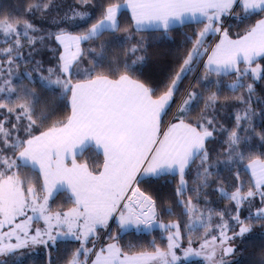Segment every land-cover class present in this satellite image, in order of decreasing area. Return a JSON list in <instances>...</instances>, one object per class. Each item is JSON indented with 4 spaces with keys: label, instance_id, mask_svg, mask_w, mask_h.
I'll return each mask as SVG.
<instances>
[{
    "label": "snow or ice",
    "instance_id": "obj_1",
    "mask_svg": "<svg viewBox=\"0 0 264 264\" xmlns=\"http://www.w3.org/2000/svg\"><path fill=\"white\" fill-rule=\"evenodd\" d=\"M81 2L87 3L88 0ZM50 3L51 0L44 4L43 10H47ZM238 3L245 14L264 12V0H124V4L131 9L137 31L143 30L146 26H155L167 34L173 27L184 25L186 22L207 21L204 28L196 33L192 48L183 59L179 70L166 85V90L161 91V94L155 98L156 89L127 74L120 75L118 79L95 74L97 65L103 59L105 48L103 42L99 53H96L95 49H89L97 56L92 65L86 69H76L77 75L83 74L87 78L74 84L71 81L73 65L78 63L83 55L81 42L98 39L105 31L119 32L118 12L122 5L110 4L104 7L102 18L80 35H72L64 29L47 34L49 37H54L63 46L64 51L59 57L60 75L55 80L50 79V76H41L40 81L44 87L60 86L64 92H71V115L66 121H55L47 130L33 136L31 130L37 125V119H47V116L42 114L34 119V108L30 103H20L10 107L11 95L16 93V89L11 87L10 80H4L3 85H0V93H7L9 101H0V109H5L9 115L16 114L18 122L27 119L25 132L30 137L26 140H21L19 137L13 139L12 131L17 130V126L14 124L12 130H9L5 127L7 118L0 120V142L3 143L4 149L22 148L16 158L3 155L4 149H0V255L13 253L17 249L27 247L29 243L47 246L51 242L55 245L60 237L81 240V248H84V243L90 236L95 235L97 227L106 228L108 221L118 209H120L118 224L121 231L133 226L137 230H140L141 225L145 228L152 227L157 215L155 201L141 192L138 187H133L134 183L139 182L138 174L158 177L164 172H178L181 177L180 186L177 188L179 196L184 191L186 182L183 176L186 168L198 155L201 158V167L208 159L204 144L205 140L213 135L212 131L208 130V126L213 125V120L203 113L195 125L185 123L183 119L170 124L160 138L161 117L166 114L175 92L178 91L179 82L194 70L195 65L204 55L208 54V49L204 47L205 37L210 33H222V38L211 50L204 64L206 72L202 80H208L212 74L220 76L235 73L237 80L229 85L230 89L235 90L238 86H243L241 83L243 76L250 73L254 78L259 79L261 72L264 71L259 64L252 67L258 57L264 56V19L258 20L245 35L235 40L229 38L227 30L219 26L214 27L219 25L221 17L229 14L233 6ZM32 7L41 8V5L30 6L28 10L31 11ZM86 15L73 11L71 17L66 14L64 18L84 20ZM20 28L23 29L25 37H28L29 31H39L28 21L20 25L8 19L0 20V34L6 38L15 36L14 47L17 50L22 46L19 39L21 32L18 30ZM37 39L43 41L44 36L29 37L28 42L35 44ZM143 48V38H141L140 44L133 45L129 52L134 54ZM13 50V47L0 49V55L9 57L7 60L9 66L14 63ZM20 55L21 53L17 51V57ZM143 60L144 57H137L131 64L126 63L125 67L134 68ZM241 62L246 65L243 69L238 67ZM8 71L11 72V67ZM54 71L52 68L48 69L50 75ZM2 75L3 67L0 65V76ZM64 76L68 78L62 79L61 77ZM247 88L249 93L253 91L252 84L247 85ZM24 95L34 97L35 93L25 88ZM198 95L196 92H189L180 111L187 115ZM217 100V93H211L206 107L214 105ZM249 111L245 110L243 116L237 115V128L240 127L242 119H250ZM261 140H264V136ZM240 142L241 137L237 131H232L228 140L230 150L238 148ZM89 146L98 152L102 151L103 167L98 173L89 171L86 164H77L75 161V155H82ZM68 156L73 157L71 167L65 164V158ZM236 156L243 159L242 152H236ZM17 160L24 166L29 164L33 168L38 166L43 176L41 189L46 192L42 198L43 203L39 202L40 197L34 186L25 187V181L15 172L8 174L13 168L20 166ZM248 167L252 169L255 188L259 192L261 202L264 203V191H260L264 188V162L253 160ZM200 175L204 176L206 185L209 175L207 167H204ZM61 190L71 192L76 207L64 213L46 214L49 198ZM129 191L130 196L127 195ZM224 195L235 202L237 215L233 219L241 225L239 232L232 236L226 233L227 223L220 226L219 246L223 255L227 256L234 252L233 247L225 246L227 242L243 237L245 233L251 231V226L245 225L240 220L238 212L241 203L254 197L256 193L249 190L242 195L238 187L230 195L227 193ZM123 201L126 202L122 204ZM26 209H31L34 214L39 213L37 218H43L47 228L43 231L36 229L34 235H29L28 227L33 219L32 216H28L20 223L15 222L17 217L25 216ZM184 211L186 214L198 211L192 205L191 198L185 205ZM220 216L223 218V213ZM255 216L264 220V208L258 209ZM197 224L203 225L199 217L190 219L188 227L194 228ZM6 226L9 230L3 231ZM64 226L67 230L59 231ZM159 226L165 230L176 229L167 236L166 251L157 247L154 252L128 254L117 244L110 243L106 248L102 247L95 252V259L91 264H177L180 257L176 255L174 249L179 247L177 241L180 238V225L169 223ZM54 229H56L55 235ZM13 237L16 243H11ZM216 241L217 237H212L211 248L205 258L213 264H228L222 257L219 261L216 260ZM208 248L209 241L206 239L201 249ZM90 252L92 249H85V260L80 261L78 257L81 249H77L69 264H87V256ZM190 254L199 256L201 252L189 247L184 255L187 257ZM0 264L5 262L0 261Z\"/></svg>",
    "mask_w": 264,
    "mask_h": 264
},
{
    "label": "trees",
    "instance_id": "obj_2",
    "mask_svg": "<svg viewBox=\"0 0 264 264\" xmlns=\"http://www.w3.org/2000/svg\"><path fill=\"white\" fill-rule=\"evenodd\" d=\"M0 0V20L8 19L9 21L16 19L30 20L41 27H52L55 25L66 26L73 32H86L90 25L96 20L102 18L104 7L110 4L118 3L122 0H88L87 3L80 4L78 0H51L50 6L47 10H43L42 3H49V0ZM41 5V8L30 6ZM73 11L87 14L85 22L76 26V21L72 19H65L67 14L72 16ZM264 16V12H251L245 14L242 7L239 5L231 13L230 17L224 24V29L227 30L231 36L240 35L249 30L255 22ZM52 19V21H49ZM120 24V31L112 33L105 31L98 39H92L83 43L84 48L90 47L100 52V45L105 44L103 59L97 65L95 74H103L108 78H118L122 74H127L135 80H139L145 85L156 89L154 96L161 94V91L166 90V85L180 68L183 59L189 49L191 39L186 34L189 28H199L203 23L195 21L186 22L184 25H177L170 29L167 34L159 29H143L137 31L133 25V20L130 13L126 9H122L118 14ZM54 21V22H53ZM78 21H81L80 19ZM75 22V24H74ZM70 25V26H69ZM143 38L144 48L136 53L129 52L133 45H138ZM37 51V52H36ZM35 54L45 56L50 49L40 46L36 48ZM92 54H90V57ZM144 57L142 63H138L134 68H126L125 64H131L137 57ZM97 59V56H92L86 59L91 66ZM259 64L264 70V56L259 57L252 64L255 67ZM84 67V66H83ZM240 69L246 67L245 63L241 62L238 66ZM85 69V68H84ZM205 68L202 66L196 74L194 82L201 84L205 91H213L217 93L218 100L214 105L206 107V102L200 100L195 107L191 108V112L183 119L195 125L197 120L188 115H196V112L203 113L206 117L218 116L222 119L220 124L213 122L212 126H208V130L212 131L213 135L207 138L205 142V149L207 154L217 156L221 159L227 155L226 147L228 145V133L236 125L237 115L243 116L245 110L249 111L250 119L240 121V127L237 129L241 137L239 151L243 153V159L231 163H224L223 168L215 170L212 180L207 181L205 186H198L199 193L196 196V201L193 204L198 205V210H208L213 213L211 219H218L221 213L223 217L229 221L232 216L237 215V208L234 201L230 200L224 193L231 194L239 187L241 194H246L249 190L256 193L252 198L243 201L240 205L238 215L242 218L241 221L245 225L251 226V231L245 233L243 237H237L236 253L240 259L231 264H264V220L252 217L256 214L258 209L264 208V203L261 202V197L258 190L251 179V176L246 168V163L250 159H264V71L261 72L259 79L254 78L250 73L241 78L243 86H238L235 90L230 89L229 81H236L235 73L228 75L216 76L212 74L208 79L209 84H204L202 76L205 74ZM193 77V76H192ZM184 80L190 81L192 79ZM87 78L83 74L79 76L71 75V81L81 80ZM26 88H32L37 94V99L32 102L34 108L33 118L36 119L42 114L47 116V119H37V125L32 128L31 135L40 133L50 127L55 121H65L71 113L70 91L64 92L62 87L48 88L42 86L38 80L30 81L28 78ZM194 79V78H193ZM183 84L178 86V91L175 92L172 102L170 103L167 112L161 118V124H165L167 117L176 105L179 94L184 88ZM218 82V83H217ZM253 85V91L249 93L247 85ZM0 101H2L0 99ZM223 114V116H222ZM9 117L7 125L14 123L13 114L9 115L5 109H0V120ZM201 118V117H199ZM197 119V118H196ZM24 125L25 119L18 123ZM17 132V131H16ZM22 140L29 138L26 132H20ZM4 149V148H3ZM4 149L3 154H11L16 158L18 149L10 150ZM76 159L80 162H85L90 170L97 173L103 166L104 157L101 152H98L89 146L82 154L77 155ZM20 165L16 169H12L19 177L25 181V187L28 185L35 186L37 191L44 192L41 189L43 184L40 172L30 165L24 166L22 162L17 160ZM201 165L200 156H196L194 161L186 168L184 177L196 181L191 177V174ZM229 177H227V176ZM179 173L162 174L158 177L141 176L138 178V186L148 193L156 201L157 219L164 221L181 220L179 223L181 230L185 231V211L184 206L188 201L183 199V203L179 202L178 194L174 191L176 183H178ZM246 183V185H244ZM193 187V185L191 186ZM191 191V190H190ZM264 191V188L260 189ZM51 207L60 210L71 207L75 202L70 194L61 190L51 198ZM198 211V212H199ZM215 212V214H214ZM184 219V223H183ZM239 224V223H238ZM210 224L196 225L190 233L209 235L215 229H208ZM239 226H241L239 224ZM198 231V232H196ZM112 235V234H111ZM189 232H186L182 243L186 240ZM112 238V236H110ZM116 239H112L123 252L128 254L155 251V248L164 249L167 247V239L162 232L155 228L152 231L135 232L133 230L125 231L118 234ZM154 242V243H153ZM57 247H51L50 256L46 253H37V245L34 247H25L15 250L12 254L0 255V261L5 264H68L75 252V244L72 241L58 240ZM131 245V247H130ZM39 249L41 248L40 245ZM82 256V255H81ZM80 259H83L81 257ZM194 264H202L196 262Z\"/></svg>",
    "mask_w": 264,
    "mask_h": 264
},
{
    "label": "rangeland",
    "instance_id": "obj_3",
    "mask_svg": "<svg viewBox=\"0 0 264 264\" xmlns=\"http://www.w3.org/2000/svg\"><path fill=\"white\" fill-rule=\"evenodd\" d=\"M43 1H47V0H43ZM78 2L80 4H84L83 2H81V0H78ZM44 4H46V3H42V8H43ZM231 13L232 12L230 11V13L225 15L224 18L221 17V23L219 25H214V27L215 26H219V27L224 29V24H225L226 20L230 17ZM2 20H4V19H2ZM78 20H79V18L75 19L76 26L83 22V20H81V21H78ZM98 20H96L92 24H95ZM25 21H28V22L32 23V21L24 20V19H21V20L16 19V20H12L10 22H13V23L18 22L20 25H22ZM49 21H52V19H49ZM84 22H85V20H84ZM206 23H207V21L205 20L203 22V24L201 25V27H199L197 29H196V27H192V28H189V30H186V34L191 39V43H190L188 51L192 48L193 41L196 39V33L201 31L204 28V24H206ZM32 24L37 29H39V31H37V32L29 31L28 32V37H25L23 35V29L22 28L18 29L21 32V35L19 36V39H20L21 45H22L18 50L15 49V47H14V42H15V39H16L15 36L6 38L2 34H0V49L9 48V47H13V49H14L13 53H12V57L14 59V63L11 66H9L7 64V60L9 59V57H7L5 55H0V65H2V67H3V75L0 76V85H3V81L4 80H10L11 81V87L16 89V93L11 95V101L10 102L8 101V94L7 93H0V99L2 101H4V102H9V106L10 107L14 106V105H17V104H20V103H30L31 106H32V102L37 99V94L34 92V90L32 88H30V87L29 88L25 87V86H27V82H26L27 80H25L24 78H26V79L28 78L30 81L33 82V81H36V80L40 81V77L41 76H44V77H49L50 76V79L55 80L57 78V76L60 75L59 67H58V65L60 64L59 57H60L61 53L64 51V49H63V46L60 45L59 42L56 41L54 37H49L47 34L49 32L55 33L57 31H59L60 29H64L65 31H67L68 33H70L72 35H80V34L84 33V32H78V31H76V32L70 31L66 26L64 27L61 24H60V26L55 25V26H52V27H41V26H39V25H37L35 23H32ZM74 24H75V22H74ZM91 25H90V27H91ZM217 34L218 33H214V34L210 33L207 37H205L204 47L207 48L208 51H209V49L211 47V44H212V42H213V40H214V38H215V36ZM40 36H44L43 41L37 39L35 44H29V42H28V38L29 37H40ZM83 43L84 42H81V44H80V48H81V50L83 52V55L79 58L78 63L73 65V70H72L71 75L79 76V75L76 74V69L77 68H79V69L89 68L90 65L86 62L87 61L86 59H90V58H92V56L96 55L95 53L89 51V49H93V48L88 47V45H87V47L84 48ZM40 46H44L45 47V53H46V48L50 49L51 51L47 52V54L45 56L43 55L41 57V56H39V54H37V53L35 54V52H34V51H36V48L38 49ZM17 51H19L21 53V55L19 57H17ZM188 51H187V53H188ZM96 53H98V52H96ZM187 53H186V55H187ZM90 54H92L91 57H90ZM205 56L206 55H204L203 58L195 65L194 70L189 72L188 74H186L184 76V78H183L184 80H187V79H190L193 76L192 79L190 81H186V83L183 81V79L179 82V85L183 84V82H184V88H183L182 92L179 94V97H178V99L176 101L175 107L173 108V110L171 111V113L169 114V116L166 119V121H169V123L173 122V120H177L178 118H183V116H186L184 113H182L180 111V107H181L183 101L187 98L189 92H196V93L199 94L197 96V98H196V101L191 105V108L195 107L200 100H203V101L206 102L208 100V97L211 95V93H213V91H205V89L201 86V84H199L197 82L193 83V81L195 80V77L197 76L196 74L198 73V71L200 69L201 61L204 59ZM37 62H39V64H37ZM9 67H11V72L10 73L8 71ZM49 68H52V69L55 70L54 73L51 74V75L48 72ZM205 71H206V69H205ZM61 78L62 79H67L68 77L64 76V77H61ZM208 80L210 81L211 79H208ZM208 80H205L204 84H206V85L209 84ZM232 82H234V81H232ZM232 82L229 81V85ZM5 87H7V86H5ZM53 87H56V86H52L50 88H53ZM57 87H59V86H57ZM25 88L31 90L32 92H34L35 96L34 97L25 96L24 95V89ZM17 112H19V109H17ZM190 112H191V110L189 111V113ZM196 113H197L196 115H188V116H191V117L195 118V120H198L199 117H201V113H199V112H196ZM222 116H223V114H222ZM209 117L210 116H208V118ZM5 118H7V121H8L9 117L7 116ZM5 118L2 119V120H5ZM13 118H14L13 122L17 123L16 124L17 130L12 131V138L14 139L16 137H19L22 140L20 132H25V128H26V126L28 124V121H27V119H25L26 123L24 125H22L21 122L18 123V121L16 120V114H13ZM211 119L213 120V122L215 124H220L222 122V119L220 117H218V116H213V117H211ZM185 121H187V120H185ZM12 125H14V124H12ZM12 125H7V122L5 123V127L8 128L9 130H12ZM35 127H33V128H35ZM237 129L238 128H237V120H236V125L233 126L232 130L227 135L228 140H229V134L232 131L235 130L238 133ZM40 133H37V134H34V135H39ZM238 135L240 136L239 133H238ZM3 148H4V145H3L2 142H0V149H3ZM226 149H228L227 150V155L225 157L221 158V159H218L216 155L215 156H211V153L208 154V159L205 162V164L203 165V167H201V165H200L196 169V171L191 174L192 178H194L196 176V178H195L196 181H193L191 179L189 180V179H187L186 177L183 176V179H184V181L186 183H185V187H184V191H183L182 195L177 196L178 197L177 200H179V202H181L182 197H183V199H185L187 201L189 200V198H191V202L193 200H195V202H197L196 201V196L199 193V190H198L199 187L198 186H202V185L205 186V184H204V176L200 175V174L203 173L204 167H207V169H208L209 175L207 176V181H210V180L213 179L212 176L215 173V170H217L219 168H223L224 163L228 164V163H231V162H234V161L241 160L239 157L236 156V152H240L239 151V147L236 148L235 150H230L229 143H228ZM10 150H13V149H10ZM21 150H22V148L18 149L16 157H18L19 151H21ZM11 154H13V152H11L8 155L7 154H3V155L12 157ZM252 160L250 159V161H252ZM250 161H248L246 163V166H247V164ZM14 169H16V168H14ZM180 179H181V177H179L178 183H176V187L174 188V191L176 193H177V188L180 186ZM192 185H193V187H191ZM244 185H246V183H244ZM28 186H32V185H28ZM133 187H138L141 192L145 193L147 196H150L148 193L143 191L138 186V184H133ZM65 191L68 192V190H65ZM37 194L40 197L39 202L43 203V199L42 198H43V196L46 195V192H42L41 193V192L37 191ZM54 195H56V193ZM127 195L130 196L131 192L129 191L127 193ZM52 197H50L49 200H48L46 214H54L56 212L64 213V212H68L70 209H72L71 207H69L67 209H64V210H59L58 208H52L51 207V205H52L51 198ZM150 197L152 198L153 201H155L152 196H150ZM124 202H126V201H123L122 204ZM192 205L195 206L196 209H198V205L197 204H193L192 203ZM49 208L52 211H49ZM155 208H156V201H155ZM119 211H120V209H118V211L113 214V217L108 221V226L106 228L105 227H99V226L97 227L95 235L94 236H90L88 241L86 243H84V248H81V243H82L81 240H75V239H73L71 237H67V238L60 237L58 240H62V241L69 240V241H72V242L76 243L74 245L75 246V252H76L77 249H81V254L79 255L78 258L83 257V260H85V256H84L85 249H92V252H90L88 254V256H87V264H89L91 259H92V256H94V254H95V251L99 250L100 248H102L106 244L115 243L110 236L114 237V236H117L118 234H121V233H123L125 231H129V230H133L135 232H141V231L149 232V231H152L155 228H158L162 232V234L166 237V239H167V236L170 233L175 232L176 229L172 228V229L165 230V229L161 228L159 225L160 224H169V223H178L179 224L180 222H182L181 220H179L180 222L177 221V220L164 221V220H161V219H157V215H156V221L153 223L152 227H150V228H145L143 225H141L140 226V230H137L136 227L133 226V227L128 228L125 231H121V229L119 228V224H118ZM198 211H195V212H193L191 214H186L185 215V231L181 230V227H180V238L177 241V243L179 244V247L174 249V251L176 252V255L178 257H180V259L177 261V264H194L196 262H200L202 264H213V262L208 261L205 258L206 255H207V252L211 248L212 237H217V241H216L217 257H216V260L219 261L221 259V257H222L224 260H226L228 262V264L233 263V261L237 262L240 259V257L236 253V243L237 242H236L235 239L228 241L227 245H225V246H231V247L234 248V252H232L231 254H229L227 256L223 255V253H222V251L220 249V246H219V238H220V232H221L220 226L223 223H227V225H228V227L226 229V233H227L228 236H232L234 233L239 232L240 226H239L238 222L233 219L234 216H232L231 220H229V221H227L224 217L221 218V216H219L218 219H211V216H212L213 213L209 212L207 209L206 210H201L199 212ZM156 213H157V209H156ZM201 214H203V215H201ZM214 214H215V212H214ZM28 216H32L33 217L32 221L30 222L29 227H28L29 235H34L36 229H41L43 231V230H45L47 228V224L45 223V220L43 218H37L39 216V213H35L34 214L31 211V209H26L25 216L17 217L15 222L16 223H20V222L26 220ZM251 216L254 217L255 214H252ZM197 217H199L202 220L203 224H210L208 229H210V228L215 229L216 228L215 231H213L209 235H206V234H200V235L197 234V235H195V233H190L191 230H188V229H194V228L197 227V226L194 227V228H189L188 227V225L190 223V219H195ZM239 218H240V220H242L241 217H239ZM80 223L82 224L83 221L81 220ZM183 223H184V219H183ZM8 230L9 229H8L7 226L3 229V231H8ZM66 230H67L66 226H64V227L59 229V231H66ZM194 230H196V229H194ZM186 232H189V235L187 236L186 240L182 243V240H184L183 235ZM196 232H198V231H196ZM55 233H56V229L53 230V234L54 235H55ZM206 239L209 241V248L202 250L201 249V245L204 243V241ZM189 241H191V244H189ZM11 243H16V240H15L14 237L12 238ZM167 243H168V240H167ZM36 245H37V248H38L37 253H46L48 256H50V253H52L51 252V247H55L56 248L58 243L56 242L55 245H53L51 242H49V244L47 246L42 245V244H36ZM36 245H32L31 243H29V245L27 247H34ZM38 245L41 246L40 249H39ZM189 247H191L192 249H194L196 251H200L201 255L198 256V255L190 254L187 257H185V255H184L185 250H187ZM17 250H19V249H17ZM161 250H165L166 251L167 247L164 248V249H161ZM142 252H154V251H142ZM137 253H139V252H137ZM10 254H12V253H10ZM132 254H134V253H132ZM72 258H73V255H72Z\"/></svg>",
    "mask_w": 264,
    "mask_h": 264
},
{
    "label": "crops",
    "instance_id": "obj_4",
    "mask_svg": "<svg viewBox=\"0 0 264 264\" xmlns=\"http://www.w3.org/2000/svg\"><path fill=\"white\" fill-rule=\"evenodd\" d=\"M115 4H120V5H122L121 6V8H120V10H119V12L122 10V9H126L129 13H130V15H131V17H132V14H131V9L129 8V7H127L125 4H124V0H122V1H120V2H118V3H115ZM237 5H239V3L238 4H236V5H234L233 6V9L237 6ZM240 6V5H239ZM241 7V6H240ZM233 9L231 10V12L233 11ZM119 12H118V14H119ZM223 18L225 17V15L224 16H222ZM260 19H264V16H262L261 18H259L258 20H260ZM133 20V19H132ZM257 20V21H258ZM256 21V22H257ZM190 22H192V21H190ZM256 22H255V24H256ZM254 24V25H255ZM133 25H134V21H133ZM253 25V26H254ZM135 27V26H134ZM144 29H157L155 26H146ZM248 31V30H247ZM246 31V32H247ZM246 32H244V33H242V34H240V35H237V36H231V35H229V38L230 39H233V40H235V39H238V38H240L241 36H243V35H245L246 34ZM222 38V33H220L219 35H217V37L214 39V41L212 42V45H211V47H210V49H209V51H208V54H206V56L204 57V59H203V67H204V64H205V62L207 61V59H208V55H210L211 54V50L215 47V45L217 44V43H219V41H220V39ZM259 58V57H258ZM257 58V59H258ZM239 66V65H238ZM205 68V67H204ZM119 78V77H118ZM118 78H115V79H118ZM86 79V78H85ZM109 79H113V78H109ZM81 80H84V79H81ZM81 80H76V81H74L73 82V84L74 83H76L77 81H81ZM154 98H155V96H154ZM70 100H71V92H70ZM172 102V101H171ZM170 102V103H171ZM70 115H71V113H70ZM69 115V116H70ZM163 116V115H162ZM162 118V117H161ZM180 119H183V118H178L177 120H173V122H171V123H169V124H167V125H165V127L163 128L162 126H161V122H160V133H161V137L160 138H162V133L164 132V131H166L167 130V128H168V126L170 125V124H172V123H177V122H179V120ZM184 121H185V119H183ZM66 121V120H65ZM185 123H189V122H187V121H185ZM191 124V123H190ZM207 140V139H206ZM206 140H205V142H206ZM205 145V144H204ZM101 153H102V151H101ZM76 156L77 155H75V161H76V163L77 164H86L85 162H80L78 159H76ZM72 159H73V157L72 156H68V157H66L65 158V164L68 166V167H71V164H72ZM253 160H259V161H261V162H264V159H258V158H256V159H253ZM252 160V161H253ZM252 161H250L248 164H247V166H246V168H247V170H248V172L250 173V175H251V178H252V181H253V183H254V185H255V179H254V177L252 176V169L251 168H249L248 166L252 163ZM144 166H146V164L144 165ZM87 167H88V165H87ZM103 167V166H102ZM102 167L100 168V170H102ZM36 169H38V171H39V168H38V166L36 167ZM88 169H89V171H91L90 170V168L88 167ZM99 170V171H100ZM98 171V172H99ZM97 172V173H98ZM172 173H178V172H175V171H173V172H164L163 174H172ZM41 174V173H40ZM162 175V174H161ZM41 176H42V174H41ZM142 175H139L138 174V178L139 177H141ZM42 180H43V176H42ZM134 184H136V183H134ZM69 193H70V195L72 196V194H71V192L70 191H68ZM74 207H76V204L74 203V205L71 207V208H74ZM49 211H52L50 208H49ZM108 244H106V245H104L103 246V248H106V246H107ZM100 250V249H99ZM99 250H97V251H99ZM97 251H95V252H97ZM95 259V254H94V256H92V259H91V261H90V263L89 264H91V262H92V260H94ZM79 260L80 261H82L80 258H79ZM69 264V263H68Z\"/></svg>",
    "mask_w": 264,
    "mask_h": 264
},
{
    "label": "water",
    "instance_id": "obj_5",
    "mask_svg": "<svg viewBox=\"0 0 264 264\" xmlns=\"http://www.w3.org/2000/svg\"><path fill=\"white\" fill-rule=\"evenodd\" d=\"M145 194V193H144ZM146 195V194H145Z\"/></svg>",
    "mask_w": 264,
    "mask_h": 264
}]
</instances>
